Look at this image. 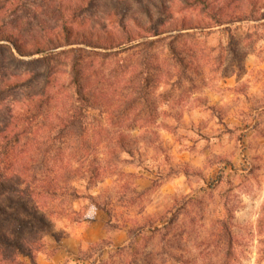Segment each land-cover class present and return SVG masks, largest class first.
Masks as SVG:
<instances>
[{
    "label": "rangeland",
    "instance_id": "rangeland-1",
    "mask_svg": "<svg viewBox=\"0 0 264 264\" xmlns=\"http://www.w3.org/2000/svg\"><path fill=\"white\" fill-rule=\"evenodd\" d=\"M17 4L24 5L17 15L23 19L43 9L34 0ZM97 5L79 14L72 25L73 39L129 41L121 47L126 51L107 62L102 72L109 101L128 96L123 64L143 53L155 55L150 64L155 68L159 63L162 74L149 69L144 95L149 111L140 115L150 122H139L140 131L129 133L131 116L121 121L103 113L101 121V112L93 113L87 157H94L93 144L101 134L138 135L130 142L134 155L123 157L115 173L98 177L95 187L77 182L81 198L57 204L59 214L50 218L41 245L31 251L36 257L52 252L66 229L81 223L76 219L98 217L108 232L121 229L126 239L112 246L106 239L81 249L79 258L90 264H264V114L253 119V108L245 107L243 120L236 121L224 112L231 100L218 107L209 103L224 77L241 73L243 52L253 40L249 36H264V0H204L194 5L183 0H100ZM10 20L17 18L9 8L0 10V21ZM120 22L126 24L124 29ZM43 34L41 27H34L33 33L21 36ZM171 36H180L174 43L182 61L178 69L168 48ZM53 120L48 115L42 121ZM44 127L43 134L54 142L48 153L53 155L64 145L57 130ZM253 132L251 139L247 137ZM60 160L47 162L50 178L65 164ZM222 219L232 232L230 252L216 233ZM151 225L166 228L152 235L146 229ZM21 260L31 264L27 258Z\"/></svg>",
    "mask_w": 264,
    "mask_h": 264
},
{
    "label": "trees",
    "instance_id": "trees-1",
    "mask_svg": "<svg viewBox=\"0 0 264 264\" xmlns=\"http://www.w3.org/2000/svg\"><path fill=\"white\" fill-rule=\"evenodd\" d=\"M34 1L39 3L37 8L43 9L38 15L23 19L17 17L18 7H24L16 6L18 0H0V10L9 8L17 18L10 23L0 21V264H22L23 258L37 264L36 254L31 250L41 245L39 239L49 230L50 218L59 214L57 204L65 198H81L77 182L95 187L98 177L115 173L123 157H133L130 142L138 135L108 137L101 134L93 144L94 157L89 159V121L96 111L101 112V121L103 113L113 114L121 121L131 116L129 133L134 129L140 131L139 122H150L140 117L149 111L144 99L149 69L161 72L157 61L159 66L155 68L150 64L152 60L155 62V55L143 53L137 59H128L123 64L127 78L123 84L129 89L128 96H116L109 101L105 96L102 72L107 69V62L112 63L115 56L126 51L121 47L129 41L113 43L107 38L92 36L78 41L72 36V25L79 14L91 11L100 0ZM202 1L183 0L192 5ZM28 11L25 10L27 15ZM50 21L51 26L45 29ZM121 25L123 29L126 26L125 23ZM34 27H41L42 37L21 36V33H33ZM178 37L171 36V43H168L176 69L182 65L174 45ZM98 71H101L100 76L94 79ZM48 115L54 118V125L43 124L45 120H42ZM45 125L57 130L64 145L63 148L57 146L53 155L48 154L54 142L43 134ZM60 158L65 164L50 178L47 162ZM88 197L94 199L92 194ZM218 223L217 237L223 239L230 252L233 246L231 229L224 219ZM162 228L166 226L151 225L146 229L153 235Z\"/></svg>",
    "mask_w": 264,
    "mask_h": 264
},
{
    "label": "crops",
    "instance_id": "crops-1",
    "mask_svg": "<svg viewBox=\"0 0 264 264\" xmlns=\"http://www.w3.org/2000/svg\"><path fill=\"white\" fill-rule=\"evenodd\" d=\"M249 38L253 40L249 49L243 52L241 73L232 71L230 75L224 77L219 86L220 90L215 93V100L209 102L218 107L231 100L232 106L224 112L236 121L243 120L245 112L242 109H246L245 107L253 108L250 112L253 119L259 114H264V36H249ZM258 73L257 81H251L252 75ZM249 98L254 101L251 102ZM254 134L255 132L247 134V137L251 139ZM106 239H110L111 246L120 244L126 239V233L121 229L108 232L104 221L98 217L92 221H81L79 225L66 229L52 252L38 253L36 262L37 264H90L89 261L79 258V251Z\"/></svg>",
    "mask_w": 264,
    "mask_h": 264
}]
</instances>
